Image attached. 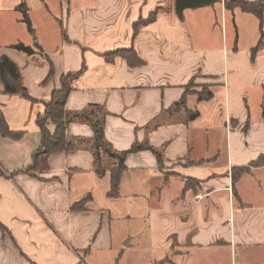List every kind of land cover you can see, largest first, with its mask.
Segmentation results:
<instances>
[{"label": "crops", "instance_id": "1", "mask_svg": "<svg viewBox=\"0 0 264 264\" xmlns=\"http://www.w3.org/2000/svg\"><path fill=\"white\" fill-rule=\"evenodd\" d=\"M216 1L178 17L174 0H0V59L15 64L31 98L5 93L0 80V112L20 133L0 134V264H264V163L250 166L264 155L263 34L256 16L239 14L249 24L236 25L229 44L228 12L232 21L241 10ZM241 33L251 38L240 45ZM20 41L34 54L12 48ZM128 48L140 64L113 53ZM80 68L64 110L97 105L114 151L148 143L161 156L128 153L114 197L113 161L105 157L96 173L83 121L68 123L65 135L84 143L54 151L45 170L22 172L40 146L37 116L60 77ZM195 76L212 97L188 92L176 105ZM188 110L197 117L186 120ZM46 128L55 130L50 121ZM234 167L248 169L233 179Z\"/></svg>", "mask_w": 264, "mask_h": 264}, {"label": "trees", "instance_id": "2", "mask_svg": "<svg viewBox=\"0 0 264 264\" xmlns=\"http://www.w3.org/2000/svg\"><path fill=\"white\" fill-rule=\"evenodd\" d=\"M223 4L225 8L234 9L238 8L242 12H248L256 16L259 19V26L262 25V20L264 16V0H256V1H247V0H224ZM18 11L20 10L23 14L22 20L27 25V28L30 33H33V27L30 23L27 10L24 3H20L17 8ZM159 9H155L147 18L142 19L140 18L133 26V33L135 34L139 27L145 25L147 23L153 22L156 12ZM261 43V39L259 40L258 45L253 47L252 49V57L254 56L256 49L258 48L259 44ZM17 51H21L24 54L31 55L34 54L33 48L24 43L20 42L17 44L12 45ZM38 51L40 48L37 47ZM113 53L118 54L120 56L126 57L127 61L131 65L140 64L141 60H139L135 52L131 48L125 50H116ZM108 57V55H107ZM83 72V68H80L77 72H68L66 75L60 77V88L53 90L51 92L50 100L45 103V108L42 113L37 116L36 125L40 129L41 132V139H40V146L38 150L33 153L32 155V163L27 168H24L22 172H36L38 170H45L47 168V158L50 154L54 151H70L75 149L80 143H84L82 141H78L77 139L66 138V127L67 124L71 121H79V122H86L93 130V139L92 144L90 145V149L93 154L94 158V167L95 171L99 175H103V165L102 161L105 157L110 158L113 160V166L110 170L111 172V183H110V190L108 195L110 197H114L118 194L119 191V180L120 177L123 175L125 166L124 161L126 159V155L130 152H138L143 151V149H147L152 151L156 156H158V162H161V156L157 154L155 149H153L148 143L133 144L128 150L122 152H116L112 149V146L109 142H107L104 138V120L106 113L101 110L99 106H89L88 110L79 113H72L66 112L64 110V105L66 102V96L71 90L70 82L81 75ZM54 73V69L50 66V71L48 73V78H50ZM19 71L15 64L7 57L4 56L0 59V80L2 85L4 86L5 93L17 94L20 95L28 100H31L27 90L19 84ZM196 77V76H195ZM192 77L189 83L186 85L185 93L183 94V99L176 103V105H183L185 102L186 94L193 93L197 96L198 101L202 99H209L212 97L211 91L209 89L210 85H203L201 91H197L193 89L192 86L193 78ZM176 107V106H175ZM96 109V110H93ZM171 113L172 111L169 110ZM197 111L188 110L187 112V119H193L197 117ZM50 121L54 125V131L51 133L49 129L46 128L47 122ZM0 134L3 137H11V138H18L20 136L19 132H15L10 130L4 117L0 112ZM80 142V143H79ZM264 163V155L260 157L257 161H252L250 166H258ZM161 164V163H159ZM247 167H234L232 170V178L235 179L237 175L247 171ZM0 176H6L5 173L0 169ZM190 181V180H188ZM185 182V188H188V183ZM75 204V203H74ZM72 205L71 207L74 208L76 205ZM0 228L2 231L6 232V229L2 224H0Z\"/></svg>", "mask_w": 264, "mask_h": 264}, {"label": "rangeland", "instance_id": "3", "mask_svg": "<svg viewBox=\"0 0 264 264\" xmlns=\"http://www.w3.org/2000/svg\"><path fill=\"white\" fill-rule=\"evenodd\" d=\"M53 1V3H55L56 2V0H52ZM216 3H218V0L216 1ZM215 7H216V11H215V15H216V17H215V19H216V21H217V24L219 23L220 24V15H219V9H218V4H216L215 5ZM52 9V12H53V14H57V9H56V6H53V8H51ZM237 12V19L236 18H234L235 20H232L231 21V18H230V16H231V14L228 12V16H227V19H228V26H227V34H228V42H229V44H231V43H235V39H236V36L234 37V35H236L235 34V26L236 25H238V24H240L241 26L243 25L244 26V24L245 25H248L249 24V20H246L245 19V21H243V19L240 17V15L239 14H242L241 16H243V15H250V14H247V12H241V11H236ZM19 13H20V16H21V18H20V21L25 25V28L27 29V32H29V30H28V28H27V25L24 23V21L22 20V16H23V14H22V12L19 10ZM246 17V16H245ZM239 22V23H238ZM219 26V25H218ZM218 26H217V29H216V31H217V33L214 35V39L216 40V41H220V33H219V28H218ZM256 31V28H255V30H254V32ZM258 31H260L259 33H261V35L263 34V40H264V25H263V27H262V25H261V27L259 26L258 27ZM247 33H249V34H251L250 33V31L248 30L247 31ZM29 34H31L30 32H29ZM242 35H241V37H240V35H239V37H240V39L238 40V43L241 45L242 43H244V42H247V37H249V38H251L250 37V35H248V34H243V33H241ZM51 36V35H50ZM245 36H247V37H245ZM250 40V39H249ZM20 42H22L23 43V41H20ZM19 42V43H20ZM253 44H255V43H253ZM197 78H199L198 76H196L195 78H193V82H192V86H194V88L193 89H198L197 91H201V88H202V86H203V84H200V82H197L198 80H197ZM93 110H96V109H93ZM110 159V158H109ZM110 161H113L112 159H110ZM188 185H192V182L191 181H188V183H187Z\"/></svg>", "mask_w": 264, "mask_h": 264}, {"label": "water", "instance_id": "4", "mask_svg": "<svg viewBox=\"0 0 264 264\" xmlns=\"http://www.w3.org/2000/svg\"><path fill=\"white\" fill-rule=\"evenodd\" d=\"M216 0H174V11L178 17L182 16L186 8L197 9L198 7L209 6Z\"/></svg>", "mask_w": 264, "mask_h": 264}, {"label": "built area", "instance_id": "5", "mask_svg": "<svg viewBox=\"0 0 264 264\" xmlns=\"http://www.w3.org/2000/svg\"><path fill=\"white\" fill-rule=\"evenodd\" d=\"M202 197L200 195H195L193 200H195L196 202H200L202 199Z\"/></svg>", "mask_w": 264, "mask_h": 264}]
</instances>
